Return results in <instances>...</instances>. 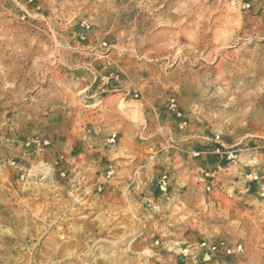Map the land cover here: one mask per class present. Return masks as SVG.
I'll return each instance as SVG.
<instances>
[{
  "label": "rangeland",
  "instance_id": "374dc122",
  "mask_svg": "<svg viewBox=\"0 0 264 264\" xmlns=\"http://www.w3.org/2000/svg\"><path fill=\"white\" fill-rule=\"evenodd\" d=\"M0 264H264V0H0Z\"/></svg>",
  "mask_w": 264,
  "mask_h": 264
},
{
  "label": "built area",
  "instance_id": "2783aa9c",
  "mask_svg": "<svg viewBox=\"0 0 264 264\" xmlns=\"http://www.w3.org/2000/svg\"><path fill=\"white\" fill-rule=\"evenodd\" d=\"M36 144H40V140L36 139L35 141H33ZM32 144V142H29L27 145L30 146ZM99 191H101V187L98 188ZM207 247V243L204 242L201 244V248H205ZM211 252L215 253L218 250H223L227 253H231V249L226 245V243L224 241L218 243V244H214V245H210L207 247ZM241 249V247H239Z\"/></svg>",
  "mask_w": 264,
  "mask_h": 264
}]
</instances>
